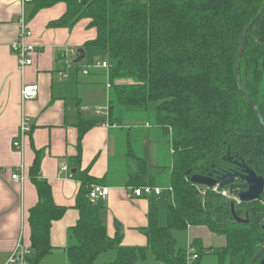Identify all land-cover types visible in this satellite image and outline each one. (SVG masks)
Returning <instances> with one entry per match:
<instances>
[{
  "label": "trees",
  "instance_id": "1",
  "mask_svg": "<svg viewBox=\"0 0 264 264\" xmlns=\"http://www.w3.org/2000/svg\"><path fill=\"white\" fill-rule=\"evenodd\" d=\"M59 2L67 4V12L50 27H73L90 19L97 29L96 39L85 47L97 48L109 63L104 75L111 84L110 122H152L172 148L171 163L153 169L157 176L167 173L169 180L167 225L160 224L159 210L153 208L144 246L123 245L121 234L111 237L101 220L102 206L89 195L99 183L87 171L73 175L82 187L76 202L79 220L70 229L66 248L70 264H95L107 251L115 253L108 264H141L151 256L162 264H251L264 244V192L258 201L238 203L213 190L203 194L191 177L234 171L236 167L223 159L227 153L239 161L253 159L264 177V125L237 79L244 29L264 0L33 1L36 10ZM240 74L264 120V13L247 32ZM95 123L79 125L80 142ZM40 169L38 154L31 168L39 195L29 216L31 264H41L54 252L52 226L67 210L55 203ZM155 179L139 158L131 186H155ZM201 226L224 236L226 243L208 247L196 237L190 247L197 258L190 261L188 246L178 243L176 233ZM208 257L214 263L206 262ZM263 258L264 249L256 264Z\"/></svg>",
  "mask_w": 264,
  "mask_h": 264
},
{
  "label": "crops",
  "instance_id": "2",
  "mask_svg": "<svg viewBox=\"0 0 264 264\" xmlns=\"http://www.w3.org/2000/svg\"><path fill=\"white\" fill-rule=\"evenodd\" d=\"M22 11L33 33L27 41L38 48L34 63L24 71L11 49L19 38ZM66 12L65 2L36 10L34 3L0 0V264H8L20 240L31 247L30 210L39 201L31 168L38 154L40 178L51 184L55 203L67 208L64 217L52 226L55 250L41 264H70L66 252L69 233L80 215L76 202L82 183L73 176L77 172L87 171L99 185L110 188L109 198L98 201L101 220L111 237L122 235L123 245L147 244L145 229L153 208L159 210L162 223L163 190L160 195L137 197L130 175L138 171L139 158L153 175H157L153 170L157 166L169 165L172 148L168 139L152 122L112 124L109 117L97 113V107H109L111 87L106 70L83 74V66H75L71 52L86 49L85 44L96 39L98 32L90 26V19L73 27H50ZM26 83H37L40 90L36 98L24 102L22 87ZM23 117L32 125L26 136L21 131ZM86 120L96 123L80 142L79 125ZM15 141H20L19 148ZM65 164L68 170L60 175ZM16 169L24 176L20 183L12 180ZM146 177L149 182L151 178ZM198 228L209 231L205 226ZM114 257L113 251H107L95 264H108Z\"/></svg>",
  "mask_w": 264,
  "mask_h": 264
},
{
  "label": "built area",
  "instance_id": "3",
  "mask_svg": "<svg viewBox=\"0 0 264 264\" xmlns=\"http://www.w3.org/2000/svg\"><path fill=\"white\" fill-rule=\"evenodd\" d=\"M22 4L33 3L34 0H21ZM19 26L20 33L19 38L11 44V49L16 55L18 59V66L21 71L26 70L27 67L31 66L34 63V55L38 52V48L34 44H30L27 41V38L32 36V31L28 27V23L26 20L25 12L22 11L19 18ZM72 55L76 58L78 56V51H72ZM67 56V55H66ZM82 73L88 75L92 69H109V63L106 60H99L93 63L91 66H83ZM59 75L64 76L65 72H59ZM108 87H111V84L108 82ZM40 87L37 83H29L24 84L22 87V100L25 102L30 99H34L38 96ZM97 113L103 114L106 117H109V107H97ZM106 123V122H104ZM21 131L24 136L32 131V125L28 122L26 117H23ZM14 146L19 148L21 146L20 141H15ZM68 170V165L65 164L61 167L60 175L62 172ZM12 180L20 183L24 180V176L18 172V170H14L12 173ZM201 192L204 194L207 190H213L214 192H220L224 196L233 197L235 201L239 202L238 196H234L230 194L229 189H220L218 186L216 187H207L202 186L200 188ZM162 192V188L146 185L142 187H137L133 189V193L137 197L142 196H150V195H160ZM90 198L94 201L107 200L110 196V188L108 186L95 184L92 186L90 191ZM33 256V250L30 246L25 245L23 242H18L15 250L13 251L8 264H31L30 258ZM197 258V254L194 253L193 248L188 247V259L194 260Z\"/></svg>",
  "mask_w": 264,
  "mask_h": 264
},
{
  "label": "water",
  "instance_id": "4",
  "mask_svg": "<svg viewBox=\"0 0 264 264\" xmlns=\"http://www.w3.org/2000/svg\"><path fill=\"white\" fill-rule=\"evenodd\" d=\"M263 13H264V4L262 5L258 14L251 20V22L244 29L239 55L237 59V79L240 89L244 93L250 105L257 110L260 116V120L264 125V120L259 112V109L250 98L248 91L245 89L240 74L241 59L243 55L247 32L255 24V22L261 17ZM85 56H86L85 50L79 49L78 56L75 60L76 63H79ZM223 159L224 161L232 162L235 165H237L239 167V170L223 172L219 174L217 177L194 174L191 177V181L194 184L207 186L211 188L218 186L220 189H225L227 187L229 189L230 194L234 195L236 192H238L239 202H252V201L260 200L262 198V193L264 192V177L261 175V169L259 168L258 164L253 159H250L249 163L244 161H239L237 159H233L230 153H227L223 157ZM250 163H252L253 166L250 165ZM237 181H240V183H237ZM233 213L235 219L241 221V219L236 216L234 209H233ZM262 229L264 230V223L262 224ZM263 249H264V244L260 246L258 252L253 257L251 264H256V262L259 260L260 256L262 255ZM259 264H264V258L260 260Z\"/></svg>",
  "mask_w": 264,
  "mask_h": 264
},
{
  "label": "rangeland",
  "instance_id": "5",
  "mask_svg": "<svg viewBox=\"0 0 264 264\" xmlns=\"http://www.w3.org/2000/svg\"><path fill=\"white\" fill-rule=\"evenodd\" d=\"M146 2H148L149 0H144ZM85 20V19H81ZM78 50V49H76ZM86 51V56L79 62V64H75V66H91L93 63L99 61V60H103L100 51L95 48V47H86V49H84ZM76 59V57H74V60ZM72 65H74V62H72ZM124 81V80H122ZM121 81V82H122ZM108 100V99H107ZM149 117H151L149 115ZM155 178L157 180V184L160 185L162 187L163 190V198H164V202L163 206H165V209H162V223L164 224V226L167 225V206L169 204V198H170V192H169V180L167 177V173H162L161 175L157 176L155 175ZM166 204V205H165ZM164 208V207H161ZM165 215V216H164ZM166 221V222H165ZM181 233V232H179ZM176 233L177 234V238L178 239V243L181 246H186L187 244H190L191 240H193L195 237H201L203 238L204 244L206 246H221L224 245L226 243V239L224 236L221 235H217L211 232V235H209V231L204 229V228H191L189 230L186 231V233L182 232L181 234ZM151 257H149L147 260L143 261V263L141 264H162V263H158L155 260L151 259ZM206 262L209 263H214V258L212 257H208V259H206ZM102 262H97V264H101Z\"/></svg>",
  "mask_w": 264,
  "mask_h": 264
},
{
  "label": "flooded vegetation",
  "instance_id": "6",
  "mask_svg": "<svg viewBox=\"0 0 264 264\" xmlns=\"http://www.w3.org/2000/svg\"><path fill=\"white\" fill-rule=\"evenodd\" d=\"M233 159H234V158H233ZM227 162H228V161H227ZM228 163H230V164H232V165H234V166L236 167V169H235L234 171L239 170V167H238L237 165H235L234 163H232V162H228ZM250 165H251V164H250ZM252 166H253V165H252ZM224 172H228V171H224ZM221 173H223V172H221ZM221 173H220V174H221ZM218 175H219V174H218ZM218 175H217V176H218ZM217 176H216V177H217ZM237 183H240V181H237ZM235 194H237V196H238V192H236ZM235 194H234V195H235ZM232 195H233V194H232ZM238 203H239V202H238ZM263 223H264V222H263Z\"/></svg>",
  "mask_w": 264,
  "mask_h": 264
}]
</instances>
